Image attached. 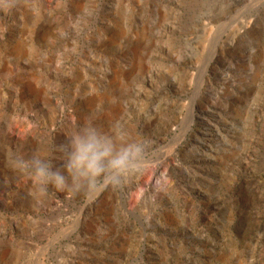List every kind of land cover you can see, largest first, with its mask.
Wrapping results in <instances>:
<instances>
[{
    "label": "rangeland",
    "instance_id": "rangeland-1",
    "mask_svg": "<svg viewBox=\"0 0 264 264\" xmlns=\"http://www.w3.org/2000/svg\"><path fill=\"white\" fill-rule=\"evenodd\" d=\"M86 120L155 163L44 194L12 168L63 170ZM0 264H264V0H0Z\"/></svg>",
    "mask_w": 264,
    "mask_h": 264
},
{
    "label": "clouds",
    "instance_id": "clouds-1",
    "mask_svg": "<svg viewBox=\"0 0 264 264\" xmlns=\"http://www.w3.org/2000/svg\"><path fill=\"white\" fill-rule=\"evenodd\" d=\"M63 153V170H54L42 155L30 159L17 156L10 163L34 182L40 194L49 186L73 191L119 189L133 179L138 180L155 163L146 144L132 137L124 126L115 124L105 131L92 120L72 130Z\"/></svg>",
    "mask_w": 264,
    "mask_h": 264
},
{
    "label": "bare ground",
    "instance_id": "bare-ground-1",
    "mask_svg": "<svg viewBox=\"0 0 264 264\" xmlns=\"http://www.w3.org/2000/svg\"><path fill=\"white\" fill-rule=\"evenodd\" d=\"M239 23H241V22H239ZM238 24V23H237ZM18 54L20 55V51L18 52Z\"/></svg>",
    "mask_w": 264,
    "mask_h": 264
}]
</instances>
